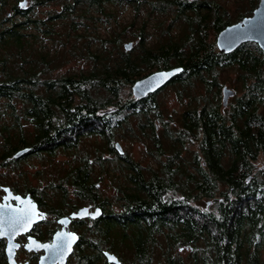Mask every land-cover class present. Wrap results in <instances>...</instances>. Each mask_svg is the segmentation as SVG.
Masks as SVG:
<instances>
[{"label": "trees", "instance_id": "trees-1", "mask_svg": "<svg viewBox=\"0 0 264 264\" xmlns=\"http://www.w3.org/2000/svg\"><path fill=\"white\" fill-rule=\"evenodd\" d=\"M14 1L8 15L9 0H0V151L41 145L50 157L68 150V181L80 184H104L106 161V186L115 191L107 197L106 230L131 241L126 262L264 264V56L255 44L226 54L208 42L209 32L232 24L222 4L64 0L60 10L40 16L35 6L44 0H31L26 9ZM140 1L159 11L140 24L135 17L120 24L121 5L133 6L138 17ZM155 12L158 27L170 22L147 45L146 19ZM171 23L181 26L175 37L167 30ZM129 37L138 42L127 51ZM71 59L85 65L61 70ZM174 66L183 71L168 85L205 84L203 95L193 97L201 107L183 112L177 128L156 94L121 96L137 79ZM229 67L242 85L224 107L218 73ZM160 120L167 128L161 137L155 133ZM119 129L123 138L128 133L145 142V157H155L157 166L125 148L119 153L113 143ZM92 136L98 145H81Z\"/></svg>", "mask_w": 264, "mask_h": 264}, {"label": "flooded vegetation", "instance_id": "flooded-vegetation-1", "mask_svg": "<svg viewBox=\"0 0 264 264\" xmlns=\"http://www.w3.org/2000/svg\"><path fill=\"white\" fill-rule=\"evenodd\" d=\"M259 1L256 0L254 2L255 5L251 9L252 13L248 16L253 14ZM140 2L142 5L148 6L149 11H159L155 6L152 7V2L150 1ZM158 2L161 3L160 1ZM219 32L220 30H216V32L210 34L213 36L212 41L215 42L218 51H220L217 46ZM129 41L133 42L134 47L138 39ZM247 44L258 45L255 42H248L240 47ZM261 52L264 56L262 49ZM168 84L148 94L145 98L153 94L158 95ZM185 93L186 90H180L177 98L181 99L183 97L185 101L193 99L191 102H194V98L185 97ZM220 95L222 101L223 88L220 91ZM234 96L230 97L229 101ZM133 98L136 100L145 99L136 98L134 94ZM193 107L200 108L201 106L197 103L195 104V102L189 103L185 111ZM168 113L169 118L165 117V119L172 123V127L177 128V122H173L170 111ZM102 114L106 115V112L103 111ZM166 132L167 128H165L163 122L161 120L157 121L155 133L161 137ZM116 142L119 141H114V148ZM29 147L31 148L30 150L20 153L21 150ZM118 152L124 153V151ZM151 158L153 161L151 164L156 167V158ZM43 164L44 152L41 145H21L12 151H0V232L4 233V235H0V264H40L41 259L48 254L50 245H55V237L59 234L65 236L71 233L77 235L78 241L68 255L65 264H118L109 261L107 253L116 255L121 264H135L126 262L123 258V232H108L106 230L108 194L105 183L80 184L69 182V178L66 175L69 168L64 170V181L57 183L55 182L58 179L55 176V166L44 168ZM102 169L105 178L108 169L106 161H104ZM82 207H88L90 213L99 208L101 214L97 217H93L91 214L84 217H74L73 214ZM33 213H38L39 215H33ZM40 216L44 218L41 219ZM30 218L32 223L25 230L23 225ZM51 260L52 264H61L59 261L55 263V248L53 249Z\"/></svg>", "mask_w": 264, "mask_h": 264}, {"label": "rangeland", "instance_id": "rangeland-1", "mask_svg": "<svg viewBox=\"0 0 264 264\" xmlns=\"http://www.w3.org/2000/svg\"><path fill=\"white\" fill-rule=\"evenodd\" d=\"M30 1L31 0H29V4H30ZM255 1L256 0H217L218 4H222L223 9L227 10L230 13V20H231L230 23L237 22L238 20H241L242 17H246L250 15L252 13L251 9L255 5L254 3ZM16 2L17 1L9 0L6 6V11L7 10L12 11L13 9L12 6ZM63 3H64V0H44V2L38 3L35 6V8L37 10V13L40 16H44L49 11L60 10ZM109 7H111V5H109ZM149 12H150L149 7L146 5H143L137 17L135 15V10L132 6L130 7L127 5H121V7L118 9L117 17H118L119 23L122 25L125 23L131 22L134 17L137 20L136 23L140 24L144 20V17ZM165 13L166 12L160 13L162 15L161 18L166 15ZM155 14H158V13L156 12L152 13L151 14L152 17H150V19H148L147 17L146 19L148 25L146 26V32L144 36H145L147 45H150L151 43H154L157 40H160V36H163L161 33V30H163V28L166 27V24L170 22V20H164L165 26L162 27V25H160L161 27H158L157 25L159 21H156V19L153 18ZM171 22H173V20H171ZM113 23L115 25L114 19H113ZM101 24L102 26L100 25L101 27L100 29H102V31H105L107 24L105 23H101ZM181 26H183V29H184V23L182 21H181ZM181 26L178 25L177 23H171V25L169 26V29L167 30L169 31L170 35L175 37L179 34ZM210 34H212V32H209L208 34V37H207L208 42H212L213 40V36ZM162 38L163 37H161V39ZM134 39H135L134 37L132 38L129 37V39L124 41V43L128 42L129 40H134ZM252 46H254V44H252ZM82 64L85 65V63H83L82 61H79L78 59H71L69 63L65 64L64 67L61 68V70L66 71V70L76 68V67L79 68V66ZM218 74H219L218 79L221 83V85L219 86L220 91L226 85H228V87L230 88L232 87V89L234 88L235 90L241 89L242 84L238 80L239 72L237 69H233L229 67L223 71H220ZM180 89L186 90V93L184 95L185 97H197L198 95L202 96L203 93L205 92V84L200 81H197L193 86L188 85V86L182 87L181 85H179V83H176V85H167L166 88L157 95V99L159 103L161 104V106L163 107V109L166 110L167 116H169L168 112L170 111L172 115L171 119L173 120V122L174 121L179 122L181 115L183 114V112H185V109L187 108V104L194 103V102H191L193 99L191 101H185L183 97L181 99H178L177 96H178V92L180 91ZM240 94L241 92H239V95ZM121 96L123 100H127L128 97L130 96L133 97L132 85L125 86L122 89ZM174 98H176V100H174ZM220 99H221V95H220ZM131 120L134 121V118H132ZM121 134H123V131H120L119 129L114 138V141L121 142L123 147L130 154V156H132L133 158L142 160L144 164H150L153 162L151 156L145 157V151H146L145 142H142L141 140H138V139H132L131 136L128 135V133H126L125 138H123ZM99 141L100 139L96 136L87 137L81 142V145H85L87 146V148H89L91 147L92 144L93 145L95 144L94 146L98 145ZM192 148H195V146L192 145ZM34 158H38V157H34ZM72 158H73V155L72 153H70V151L59 150L55 155H52L50 157L46 156L45 154L43 165H44V168H51L55 166V176L58 177V179H56L55 182L61 183L65 179L63 177L64 170L68 169V163L71 161ZM257 164L259 165L262 164V161L259 160ZM107 181H108V178L106 176L105 185L107 184ZM114 193L115 191L112 188H109L107 186V194L113 195ZM130 245H131V241L123 243L124 247L122 251L125 256V261L129 257L128 255H125V252H126L125 250L127 246H130ZM178 252L184 255L186 254L185 250L178 249ZM259 259L261 261L264 260V245L259 250ZM154 264H162V261L155 262Z\"/></svg>", "mask_w": 264, "mask_h": 264}, {"label": "water", "instance_id": "water-1", "mask_svg": "<svg viewBox=\"0 0 264 264\" xmlns=\"http://www.w3.org/2000/svg\"><path fill=\"white\" fill-rule=\"evenodd\" d=\"M26 4V9L29 6V0H20L19 5ZM10 14V12H8ZM247 42H255L259 45L264 53V0H260L257 7L254 9L251 16L244 17L242 20L227 25L221 29L217 36V46L223 53H231L240 47L242 44ZM125 49L131 50L133 42L128 41L124 44ZM183 70L182 66H174L167 69H159L149 73L148 75L137 79L132 85V93L136 98H145L148 94L157 91L168 84L174 77H176ZM235 95V90L225 86L223 88V105L227 106L229 98ZM115 148L123 152L124 148L120 142L115 143ZM29 150V148L23 149L20 153ZM249 180V178H248ZM211 201L207 202L209 206ZM101 214V210L97 208L93 212H89L88 207H82L78 212L74 213V217H84L89 214L93 217H97L96 213ZM75 237V239H73ZM78 241L76 234H69L62 236L61 234L55 237V263L60 262L61 264L66 263L68 255L72 252L75 243ZM50 245L48 254L43 257L40 264H52V253L54 247ZM109 261L121 264V261L116 255L107 253Z\"/></svg>", "mask_w": 264, "mask_h": 264}, {"label": "snow or ice", "instance_id": "snow-or-ice-1", "mask_svg": "<svg viewBox=\"0 0 264 264\" xmlns=\"http://www.w3.org/2000/svg\"><path fill=\"white\" fill-rule=\"evenodd\" d=\"M27 5L26 4H22L21 7H26ZM34 207V206H33ZM33 215H39L38 213H33ZM96 215H99V212L96 213ZM41 219H43L44 217L43 216H40ZM32 223V220L31 218L27 221V223L25 225H23V227L25 228V230H27V228L31 225ZM63 223V221H62ZM0 235H4L3 232H0ZM73 239H75V237H73ZM52 247H57L55 245H53Z\"/></svg>", "mask_w": 264, "mask_h": 264}, {"label": "bare ground", "instance_id": "bare-ground-1", "mask_svg": "<svg viewBox=\"0 0 264 264\" xmlns=\"http://www.w3.org/2000/svg\"><path fill=\"white\" fill-rule=\"evenodd\" d=\"M247 17V16H246ZM236 23V22H235ZM230 25V24H229ZM248 43V42H247ZM245 44V43H244ZM31 148H29V150H30ZM250 178V177H249Z\"/></svg>", "mask_w": 264, "mask_h": 264}]
</instances>
